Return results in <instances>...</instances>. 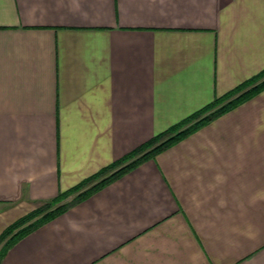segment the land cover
Listing matches in <instances>:
<instances>
[{"label": "crops", "instance_id": "crops-1", "mask_svg": "<svg viewBox=\"0 0 264 264\" xmlns=\"http://www.w3.org/2000/svg\"><path fill=\"white\" fill-rule=\"evenodd\" d=\"M263 68L264 0H0V233ZM0 264H264V89Z\"/></svg>", "mask_w": 264, "mask_h": 264}, {"label": "trees", "instance_id": "trees-1", "mask_svg": "<svg viewBox=\"0 0 264 264\" xmlns=\"http://www.w3.org/2000/svg\"><path fill=\"white\" fill-rule=\"evenodd\" d=\"M263 89L264 68L225 93L215 96L209 103L180 121L156 133L148 141L124 157L100 168L73 187L65 191H59L55 197L42 202V206H38L19 217L0 233V263L7 251L32 231L63 214L109 183L132 171L143 162L153 159L157 153L249 100ZM66 197L71 198L63 202Z\"/></svg>", "mask_w": 264, "mask_h": 264}, {"label": "rangeland", "instance_id": "rangeland-1", "mask_svg": "<svg viewBox=\"0 0 264 264\" xmlns=\"http://www.w3.org/2000/svg\"><path fill=\"white\" fill-rule=\"evenodd\" d=\"M168 127H169V126H168ZM168 127H167V128H168ZM162 131H163V130H162ZM70 198H71V197H66V198H64L63 202H66V201L70 200ZM42 204H43V203H42ZM42 204H40L39 207L42 206ZM34 209H35V208H34Z\"/></svg>", "mask_w": 264, "mask_h": 264}]
</instances>
